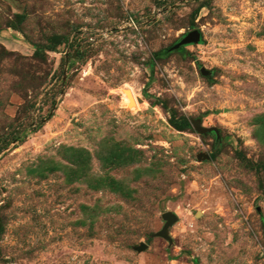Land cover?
<instances>
[{
    "label": "rangeland",
    "instance_id": "obj_1",
    "mask_svg": "<svg viewBox=\"0 0 264 264\" xmlns=\"http://www.w3.org/2000/svg\"><path fill=\"white\" fill-rule=\"evenodd\" d=\"M0 264H264V0H0Z\"/></svg>",
    "mask_w": 264,
    "mask_h": 264
},
{
    "label": "water",
    "instance_id": "obj_2",
    "mask_svg": "<svg viewBox=\"0 0 264 264\" xmlns=\"http://www.w3.org/2000/svg\"><path fill=\"white\" fill-rule=\"evenodd\" d=\"M200 40V33L198 32V30H192L190 32H188L187 34H185L177 43H175L173 46H171L170 50H177L178 48H180L181 46L187 45V44H191V43H198ZM201 73L203 74V69H200ZM192 126L194 127V129L197 132L200 133H204L206 132L205 129H201L198 127L197 122L192 121L191 122ZM162 220L164 221V226L162 228V231L158 233L159 236H164V233L166 231V228L175 221V217L173 215H171L168 212H165L161 215Z\"/></svg>",
    "mask_w": 264,
    "mask_h": 264
},
{
    "label": "trees",
    "instance_id": "obj_3",
    "mask_svg": "<svg viewBox=\"0 0 264 264\" xmlns=\"http://www.w3.org/2000/svg\"><path fill=\"white\" fill-rule=\"evenodd\" d=\"M168 123L176 130L187 129L191 126L189 120H187L185 117H175L173 114L170 115Z\"/></svg>",
    "mask_w": 264,
    "mask_h": 264
}]
</instances>
